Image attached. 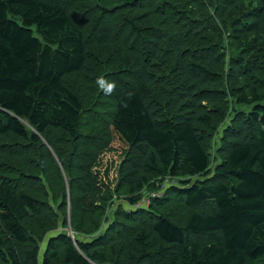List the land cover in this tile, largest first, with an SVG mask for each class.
<instances>
[{
	"label": "trees",
	"instance_id": "trees-1",
	"mask_svg": "<svg viewBox=\"0 0 264 264\" xmlns=\"http://www.w3.org/2000/svg\"><path fill=\"white\" fill-rule=\"evenodd\" d=\"M0 264H264V0H0Z\"/></svg>",
	"mask_w": 264,
	"mask_h": 264
},
{
	"label": "rangeland",
	"instance_id": "rangeland-1",
	"mask_svg": "<svg viewBox=\"0 0 264 264\" xmlns=\"http://www.w3.org/2000/svg\"><path fill=\"white\" fill-rule=\"evenodd\" d=\"M84 9H79V18L81 19V21L83 20V17L85 15L84 13ZM92 20H93V15L92 13H90L89 15H87L85 17V21L83 23V28H91L92 26ZM85 37H86V41H87V46H88V50L91 53L89 57H94V53H96V50L99 49L100 47V40L98 39L96 35L92 34L91 30L88 33H85ZM88 67H93V65L91 63L88 64ZM85 74H76L70 77L66 78V83L72 87L74 90H80L81 93H83V91H89L90 93L93 92H98L99 93V100L100 99H105L104 101L110 100L114 95L115 89L113 91L112 94H106L102 89L101 86L97 83L99 78H104L106 81H108L109 83H111V78L109 77H97V76H93L92 80L90 81H85ZM117 91V90H116ZM116 93V92H115ZM87 97L89 98V95H87ZM95 98V96H94ZM92 100V99H90ZM120 159V155L118 152L115 151H108L107 149L103 150L102 153L99 155V158L96 161V170L99 171V173L102 174V180H101V184H103V181H106V183L108 184V187H115V180L117 179L118 175L116 174V179L114 180L113 176H115V171H116V167L118 165V160ZM110 165V171H109V176L106 175L105 172V168ZM103 174L105 176H103ZM201 179V176H197V177H193L191 179V181H195V180H199ZM161 180H153V183H157ZM165 179L162 181L163 185H167L170 181L169 179H167L165 182ZM100 184V185H101ZM152 192H157V191H152ZM150 191H144L142 192V198L143 197H147L150 193H152ZM157 193H162V191H159ZM123 196H121L120 198L116 197H112V199L107 203L106 205V215L109 214V217L111 218V214H112V209L118 205L119 203H124V199L122 198ZM149 204H145L144 206L147 207ZM107 224V223H106ZM105 224V225H106ZM106 227V226H105Z\"/></svg>",
	"mask_w": 264,
	"mask_h": 264
},
{
	"label": "clouds",
	"instance_id": "clouds-1",
	"mask_svg": "<svg viewBox=\"0 0 264 264\" xmlns=\"http://www.w3.org/2000/svg\"><path fill=\"white\" fill-rule=\"evenodd\" d=\"M97 83L101 86V89L106 93V94H112L114 89H115V82L109 83L106 81L104 78H99ZM129 98H131V94H129Z\"/></svg>",
	"mask_w": 264,
	"mask_h": 264
},
{
	"label": "built area",
	"instance_id": "built-area-1",
	"mask_svg": "<svg viewBox=\"0 0 264 264\" xmlns=\"http://www.w3.org/2000/svg\"><path fill=\"white\" fill-rule=\"evenodd\" d=\"M156 195H161V193H157V192L150 193L147 197H143L135 207L149 204L150 198Z\"/></svg>",
	"mask_w": 264,
	"mask_h": 264
}]
</instances>
